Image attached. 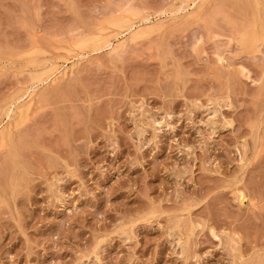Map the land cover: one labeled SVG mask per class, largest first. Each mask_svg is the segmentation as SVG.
<instances>
[{
    "label": "rangeland",
    "instance_id": "1",
    "mask_svg": "<svg viewBox=\"0 0 264 264\" xmlns=\"http://www.w3.org/2000/svg\"><path fill=\"white\" fill-rule=\"evenodd\" d=\"M0 264H264V0H0Z\"/></svg>",
    "mask_w": 264,
    "mask_h": 264
}]
</instances>
